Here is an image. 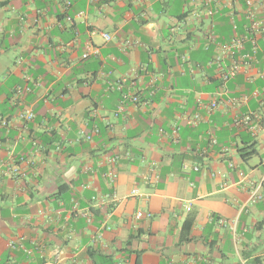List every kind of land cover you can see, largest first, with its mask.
<instances>
[{
    "label": "crops",
    "instance_id": "0c3cea01",
    "mask_svg": "<svg viewBox=\"0 0 264 264\" xmlns=\"http://www.w3.org/2000/svg\"><path fill=\"white\" fill-rule=\"evenodd\" d=\"M263 68L245 0H0V264H264Z\"/></svg>",
    "mask_w": 264,
    "mask_h": 264
},
{
    "label": "built area",
    "instance_id": "2783aa9c",
    "mask_svg": "<svg viewBox=\"0 0 264 264\" xmlns=\"http://www.w3.org/2000/svg\"><path fill=\"white\" fill-rule=\"evenodd\" d=\"M258 0H245V6H246V16L248 18V20L250 21V28L252 32L255 33H264V13L262 14V16L260 18L257 17L256 15V8H255V3ZM67 20H70L69 17H67ZM233 28L235 29V25H233ZM102 36L104 37V39L108 40L110 39V35L108 33H102ZM246 38L242 35H236L234 34L229 41L222 45L219 46L220 47V54H222V56H227V58L229 59V64L228 66L222 71L221 74V83L226 82L228 79L232 78L233 76L236 75V73L239 71V69L242 67L243 62L240 60L239 58V54L241 52V50L243 49V45L245 42ZM89 52V49H87V53ZM87 53H85L83 55V57H87ZM221 60V56L220 55H215L213 61L215 63H217L219 65ZM260 77L264 80V68L261 70L260 72ZM28 91V88L26 86H16L14 89V98L16 103L23 105V98L26 94V92ZM129 99L133 102V103H139V98L137 95H130ZM217 106V102L215 100L211 101L208 105H207V111L210 112L212 111L215 107ZM124 109V104L123 102H120V104L117 106L116 112L115 114L117 115V113L123 111ZM19 117L25 121H30L33 118V114L28 110L25 109L23 107V109L20 111L19 113ZM199 119L198 114L195 115H190L187 116L185 118L187 123L190 124H194L196 123V121ZM1 124L6 125V121L1 119ZM173 136L174 139L176 138L177 135V129L174 128L173 129ZM87 139L90 138V136H86ZM111 162H114L115 159L111 158L110 159ZM195 170H197V167H193ZM10 173L13 176H16L19 174V170L17 168H12L10 170ZM107 177L108 180L111 184H113V182L116 179V172L114 170H111L107 173ZM259 188L260 186L257 185L256 187H254L252 189L251 192V201H256L257 199L260 198V194H259ZM132 194H137V190L134 189L132 190ZM150 214H146V216H149ZM143 214L140 211H137L135 213V218H140L142 217ZM245 264V263H243Z\"/></svg>",
    "mask_w": 264,
    "mask_h": 264
},
{
    "label": "trees",
    "instance_id": "16d2710c",
    "mask_svg": "<svg viewBox=\"0 0 264 264\" xmlns=\"http://www.w3.org/2000/svg\"><path fill=\"white\" fill-rule=\"evenodd\" d=\"M240 153L244 159L251 157L252 155H254L256 153V149L254 147V144L253 143H251L249 145L246 144L245 147L240 149ZM191 222H192L191 218L188 221L187 220L185 221V223H188V224H191ZM136 264H138V259L136 261Z\"/></svg>",
    "mask_w": 264,
    "mask_h": 264
}]
</instances>
